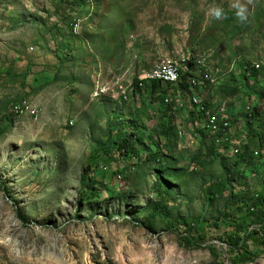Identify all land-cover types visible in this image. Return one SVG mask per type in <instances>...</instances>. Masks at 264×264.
Here are the masks:
<instances>
[{
  "label": "rangeland",
  "instance_id": "rangeland-1",
  "mask_svg": "<svg viewBox=\"0 0 264 264\" xmlns=\"http://www.w3.org/2000/svg\"><path fill=\"white\" fill-rule=\"evenodd\" d=\"M234 2L0 0V264H264L262 214L246 223L248 209L225 208L233 197L251 204L264 192V158L229 177L233 193L208 195L236 146L242 152L247 139L262 153L244 120L238 115L230 144L213 145V161L209 134L191 120L185 76L179 92L145 84L134 93V83L152 80L163 60L197 63L211 80L194 93L227 115V106L238 113L251 106L264 125V72L256 85L241 70L245 62L264 69V0H239L243 22ZM236 85L241 92L232 97L224 88ZM160 93L181 101L173 116ZM130 126L147 131L136 143L141 152L161 147L159 160L116 159L104 150ZM94 154L88 177L95 196L88 199L82 178ZM158 204L167 210L151 218ZM177 220L187 221L183 231L205 225L202 249L180 246L169 228ZM237 235L251 261L231 252Z\"/></svg>",
  "mask_w": 264,
  "mask_h": 264
},
{
  "label": "trees",
  "instance_id": "trees-1",
  "mask_svg": "<svg viewBox=\"0 0 264 264\" xmlns=\"http://www.w3.org/2000/svg\"><path fill=\"white\" fill-rule=\"evenodd\" d=\"M230 20V17H228L227 21ZM241 70L243 71V80H246L247 78L252 79L255 84L257 85L259 83V78L262 75V72H264L263 68H261V70L256 69L254 66L251 67L250 63L245 62L244 64H241ZM247 72V75H246ZM190 73H187L186 76H188ZM181 78V77H180ZM209 79V78H208ZM180 79L177 81L179 82ZM176 82V83H177ZM236 82V80H235ZM145 84H150L153 88H158V89H162V87H169L174 89L173 86L171 85H163L160 82H144ZM134 87H135V91L139 90V81H136L134 83ZM198 88V85L192 86L191 90ZM226 91H229V94L234 96H237L240 92L241 89H239L238 85H236L235 87H233L232 89H228L227 87L224 88ZM134 91V93H135ZM168 94V93H167ZM166 93H160V97L162 100V105L164 106V108L168 111L169 110V114L170 116L174 115V103H172L171 105H164V98L167 95ZM248 94V93H247ZM203 106L205 107V109H209L210 107L208 105H205L203 103ZM15 107V106H14ZM218 110V109H216ZM224 110V109H223ZM219 110L218 113V120L220 122H228V117L229 115H227L225 117V110ZM255 110V109H254ZM223 111V112H222ZM197 115H199L201 117V119L199 120L201 122L202 119H204V115L200 113H197ZM220 115V116H219ZM239 115L241 117L242 120H244V126L245 128L248 127V138H252V139H257L259 140L260 144H261V148H262V153H259L258 157H260V159L264 158V125H262V123L260 122L259 117H260V113H248L245 112V110H243V112H240L238 114L235 115V117ZM199 117V118H200ZM221 118V119H220ZM224 118V119H223ZM238 119V116L235 119ZM116 120H120L119 117H116ZM110 129L113 131L115 128L114 123L112 122L110 125ZM117 128V127H116ZM168 129V127H167ZM131 130V131H129ZM146 133L138 130L136 127H131L130 129H127V127H123L121 128V130L119 131V136L117 138L116 141H113L112 143H107L104 144V150H106L107 148L109 149L110 153H112L113 155H115L116 159L117 157H119V159L122 160H126V158L132 157L135 158L136 160H145L147 162H153V161H157L159 160V157L162 154L161 151V147L159 145H157L156 143H154V149H150V151H148L147 153H143L141 152L138 148L136 143L137 142H144V139L141 138V133H143L145 136H147V131L145 129H143ZM167 134V133H164ZM244 137V136H243ZM245 138V137H244ZM247 144L245 146H243L242 148V152H240L239 154L236 155V157H234L233 159V163L232 165L229 167V169L227 170V172L225 171V177L224 178H220L218 180H216L215 182H212V186L209 189V199L210 201H214V199L218 198V197H223L225 192H230L233 193V187L230 185L229 183V177L231 175L237 174V175H245V172H241L239 171L240 168L243 165H248L251 163L252 159L256 158V154L254 151H252L251 149V145L249 144L250 142H248V140L246 139ZM210 144L211 147L208 148L207 150V156L210 157V159H212L214 161V157H215V150L213 145L215 144V141L210 139ZM110 148H114L115 150H110ZM99 156L97 154H94L91 159L89 160V164L87 169L85 170V175L82 178V184L84 187V193L86 194V197L89 199L90 197H94L95 193L94 191H92L89 188V173H91L93 171L94 165L96 164V162L98 161ZM219 158V157H218ZM166 171H161L159 172V174L157 175L156 178V184L157 186H159V188H162V186L164 185V183H166V178L164 177V175L166 174ZM239 198V197H238ZM238 198H232L231 201H229L227 203V206L225 208H227L226 211L230 210V205H237L238 209L240 211H244L245 209H248V212L246 214V223L249 222L251 223L252 218H254L255 216H259L260 214H262V226H264V192L261 191L259 193H257V195L255 196V199L251 200V204L248 202V200H246V198H244L243 200H240ZM253 206V207H252ZM259 209V210H258ZM167 210V207H165V205L162 204H158L155 211L152 213L151 218L154 217V215L159 214V213H164ZM225 211V212H226ZM224 212V213H225ZM16 213L18 218L20 219V221L25 222V217L22 211L19 210V208L16 209ZM181 220H177V225H169V228L171 230H173L174 232L177 233L178 236V240H179V244L181 247L185 248V249H202L203 248V242L202 239L200 238V234L202 232H204L205 230V225L203 223H200L198 225V229H185L184 231L180 229V227L182 226H186L187 221L186 220H182V222H184L182 224V226L179 225ZM245 226V225H244ZM261 226V227H262ZM263 228V227H262ZM249 228L246 229L245 232H247L249 234ZM254 233V232H253ZM254 234H258L257 231H255ZM197 235H199L197 237ZM259 235V234H258ZM234 238H239L234 245L231 246V252L233 254H235V258H238L239 261L241 262H246V261H251L252 260V254H250L247 249L242 245L243 244V238L240 235H237V237ZM261 246L264 247V238L261 239ZM209 250L213 251V254L216 253V250L213 247H210ZM236 264V263H235Z\"/></svg>",
  "mask_w": 264,
  "mask_h": 264
},
{
  "label": "bare ground",
  "instance_id": "bare-ground-1",
  "mask_svg": "<svg viewBox=\"0 0 264 264\" xmlns=\"http://www.w3.org/2000/svg\"><path fill=\"white\" fill-rule=\"evenodd\" d=\"M174 71H181V68H179L178 66H176L174 64ZM153 73H152V75H153ZM149 76H151V75H149ZM149 76H148V78H149ZM180 77H181V75H178V77L176 78V82L180 79ZM205 77H206V79H208L209 75L205 76ZM151 78H152L153 82H164L165 80H169V69L158 70L157 72H155V74ZM179 82H177V83H179ZM177 83H174V85ZM200 83L201 82H198V81H191V88H192V86H195V85L199 86ZM139 84H140V81H139ZM192 96H194V95H192ZM202 103H204V102H202ZM202 103L200 102V99L198 96L194 97L193 104L197 108L195 111V107L192 105V101L190 98V104L192 106L193 112L195 111L196 115H197V113H200V115L203 114L205 117L204 119L201 120V122L203 123V126L207 128L204 130L209 134L210 139L214 140L215 144L217 146H220V147L224 146L223 145L224 143L230 144V140H231L230 137H225V135H226V128L225 127L228 126V122H226V121L220 122L218 120V114H211L210 112H207L208 109H205V107L203 106ZM19 104H21V103H19ZM205 105H207V104H205ZM14 106H13V111L15 113H19L20 107H18V106L14 107ZM212 110H216V109H212ZM226 114L227 113L225 110V117L227 116ZM197 117H198V121H199L201 119V117L199 115H197ZM227 117L229 118V116H227ZM213 127H218V128H213ZM235 148L236 149L234 150V153H235L234 155H237L240 153V151H239L240 148H238V146H236Z\"/></svg>",
  "mask_w": 264,
  "mask_h": 264
},
{
  "label": "built area",
  "instance_id": "built-area-1",
  "mask_svg": "<svg viewBox=\"0 0 264 264\" xmlns=\"http://www.w3.org/2000/svg\"><path fill=\"white\" fill-rule=\"evenodd\" d=\"M174 64H181V71H174ZM156 67L162 68V69H169V80H165L164 82H160L162 84L174 85V83H176V78L178 77V75H183V73L189 69L191 70L190 71L191 75L187 79V85H188L189 89H191V81L201 82V85H202L203 83H207V82H209V80H211V79H206L205 71H203V72L198 71V69H197L198 66L195 67V65H194L191 68L186 67V66L184 67V66H182V63L180 61H176V60H171V59L163 60L162 63H160L159 65H156ZM200 67H202V66H200ZM205 68H207V67H205ZM144 80L153 82V80L149 79L148 77H145V76L141 77L140 78V84H139L140 88L143 87V81ZM189 98L194 99V96L191 95V96H189ZM164 102L166 105H170V99L169 98H166L164 100ZM226 109L229 110V118H228V126L225 127L226 128L225 137H230L231 139H235L234 138V130H235L234 122L236 119L235 115L237 114L238 110L237 111H234L233 109L231 110V107L229 108V106H227ZM219 110H221V109H219ZM219 110H212V107L210 105V108L207 110V112H210L211 114H218ZM245 112L257 113L258 110L256 111L251 106H248L245 108ZM189 113L193 114L194 112H189ZM194 123H195V126H199L200 129H207L206 127L203 126L202 122H194ZM213 128H218V127H213ZM256 155L258 156L259 153H257Z\"/></svg>",
  "mask_w": 264,
  "mask_h": 264
},
{
  "label": "clouds",
  "instance_id": "clouds-1",
  "mask_svg": "<svg viewBox=\"0 0 264 264\" xmlns=\"http://www.w3.org/2000/svg\"><path fill=\"white\" fill-rule=\"evenodd\" d=\"M232 8L234 9V14H235V17H236V19L238 20V21H240V22H243V21H245L246 20V9L239 3V0H235V2L232 4ZM212 16L214 17V18H216V19H219L221 16H222V12H221V10L220 9H214L213 11H212ZM167 60V59H166ZM195 65V67H197L198 66V71H200V72H203V71H205V69L204 70H201V68L202 67H200L199 65H197L196 63H193L192 65H190L189 66V68H191L192 66H194ZM252 66H254L255 67V64L253 63V65ZM208 69V68H207ZM190 69L189 70H187V71H185L184 73H183V75H182V77H181V80H180V82L175 86V85H171V84H163V85H171V86H173L174 88H176V90L179 92V89H180V84H182V82L184 81V76L186 77V79H188V77L191 75V73H190ZM187 73H190L188 76H186V74ZM140 79V78H139ZM144 82H146L145 80L143 81V87H144ZM148 82H150V81H148ZM162 84V83H161ZM208 84H210L209 82H207V83H203L201 86H199V87H202V86H204V85H208ZM186 85H187V83H186ZM142 87V88H143ZM198 87V88H199ZM140 88V87H139ZM142 88H140V89H142ZM187 88H188V91L190 92V93H192L193 92V94H190V96L191 95H194V96H198L196 93H194V91H192L191 89H189V87H188V85H187ZM197 89V88H196ZM195 89V90H196ZM134 91H135V87H134ZM205 104H207V105H210L208 102H206L200 95L198 96ZM166 98H169L170 100H171V103H170V105L172 104V103H174L175 105H174V107H173V110H174V108H176L177 110L181 107V101H179V100H173L170 96H168V95H166V97L164 98V100L166 99ZM189 99V98H188ZM19 103V102H18ZM18 103H15V104H18ZM188 103H189V101H188ZM14 104V105H15ZM13 105V106H14ZM164 105L166 106V104L164 103ZM254 109V108H253ZM177 110H175L174 111V114L177 112ZM232 110V109H231ZM256 110V109H255ZM258 113H260V112H258ZM237 114H238V112H237ZM190 116H191V120H192V122L194 123V120H193V114L192 113H190ZM238 116V115H237ZM236 116V117H237ZM199 130L201 131V129L199 128ZM203 135H204V137H206L205 136V134L203 133ZM207 139V138H206ZM211 143V142H210ZM211 145V144H210Z\"/></svg>",
  "mask_w": 264,
  "mask_h": 264
}]
</instances>
